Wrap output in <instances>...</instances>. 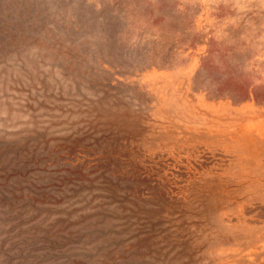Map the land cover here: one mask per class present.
<instances>
[{
  "label": "rangeland",
  "instance_id": "obj_1",
  "mask_svg": "<svg viewBox=\"0 0 264 264\" xmlns=\"http://www.w3.org/2000/svg\"><path fill=\"white\" fill-rule=\"evenodd\" d=\"M0 264H264V0H0Z\"/></svg>",
  "mask_w": 264,
  "mask_h": 264
}]
</instances>
